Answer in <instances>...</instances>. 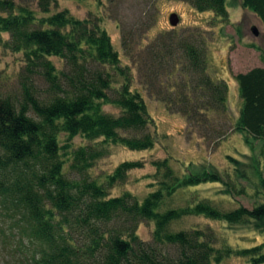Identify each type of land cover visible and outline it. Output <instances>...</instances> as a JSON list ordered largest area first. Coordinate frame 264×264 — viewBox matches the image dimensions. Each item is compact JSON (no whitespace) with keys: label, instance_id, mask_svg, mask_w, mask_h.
Masks as SVG:
<instances>
[{"label":"trees","instance_id":"16d2710c","mask_svg":"<svg viewBox=\"0 0 264 264\" xmlns=\"http://www.w3.org/2000/svg\"><path fill=\"white\" fill-rule=\"evenodd\" d=\"M55 1L0 0V43L21 53L24 63L18 93L0 94V207L27 262L220 264L235 256L249 264H264V243L245 249L217 247L212 231L173 228L184 217L200 216L229 226L250 225L264 234V179L259 180L261 199L255 206L227 211L196 196L184 207L169 205L167 201L179 189L203 183L222 185V181L218 174L206 171L176 175L166 159L152 162L156 189L141 201L129 193L108 195L127 172L142 167L140 161L120 163L104 184L88 177L87 171L105 156L107 145L129 151L151 149L153 121L97 20L75 19L67 11L49 14ZM180 1L197 12L227 20L225 0ZM31 2L35 10L26 6ZM241 6L264 25V0H241ZM36 11L46 16L37 18ZM188 33L200 36L195 28ZM3 34L8 36L5 41H1ZM176 44L183 61L181 72L186 75L177 93L167 87L162 90L160 77H141V85L154 91L167 112L182 116L189 129L203 130L212 123L211 116L226 114L227 85L206 73L207 52L201 37ZM130 46L131 33L125 30L121 47L128 52ZM165 52L172 56L169 48L151 55L155 73L175 65L163 62ZM51 58L62 59L65 69L56 70ZM234 80L240 99L234 130L248 145L262 142L264 152V68L239 73ZM104 105L115 107L118 114L105 112ZM75 136L94 144L74 147ZM223 185L229 195L238 192L234 182ZM142 222L153 225L147 241L137 234Z\"/></svg>","mask_w":264,"mask_h":264},{"label":"rangeland","instance_id":"374dc122","mask_svg":"<svg viewBox=\"0 0 264 264\" xmlns=\"http://www.w3.org/2000/svg\"><path fill=\"white\" fill-rule=\"evenodd\" d=\"M18 2V0H17ZM26 6L35 10L34 3ZM227 20H220L211 12H197L188 3L180 0H56L51 4L49 14L67 11L79 20L95 21L106 32L112 48L120 59V66L127 68L132 77V89L138 91L145 103L147 113L152 119L149 128L154 137V145L145 151H129L118 145H107L106 154L95 161L87 175L97 184H104L106 176L122 162L140 161L141 168L127 172L123 182L108 191L109 197L129 193L138 201L156 189L153 161L167 160L168 166L176 175L198 174L203 171L219 175L221 183H203L195 187L179 189L167 201L172 207H184L192 196L205 199L223 210H233L239 206L251 209L261 199L259 180L264 179V152L262 142L246 144L243 135L234 130L240 108L237 84L234 76L250 69L264 68V25L251 12L241 6V0H225ZM37 12V11H36ZM176 14L178 23L171 27L168 16ZM45 14L37 12L38 17ZM200 31V36H189L191 29ZM253 29L257 31L254 35ZM131 33V46L128 52L121 47V33ZM204 41L207 52L206 73L214 80H222L227 85V109L224 116L212 117L206 129H189L185 119L179 114L166 111L157 101L153 90L141 85V77H160L162 90L166 87L177 93L185 74L181 72L180 53L176 42L185 39ZM8 39L1 35V41ZM172 51L169 58L163 53V62L169 63L164 69L156 71L152 61L153 52L165 49ZM180 59V60H179ZM56 70L65 69L64 61L51 58ZM174 61V62H173ZM153 63V67L151 66ZM163 63V65H165ZM174 66V67H173ZM24 68L21 53H13L0 43V94L16 95L19 91V77ZM110 72V71H109ZM157 74V75H154ZM117 80H119L117 78ZM37 84L42 86L40 80ZM158 85V83L156 84ZM105 112L113 115L118 110L104 105ZM215 129L218 132H212ZM61 140L65 137L61 136ZM78 136L71 140L72 146L93 145ZM228 157L236 159L233 162ZM235 183L238 192L227 194L223 183ZM0 207V264H29L28 256L17 245V237L10 230V222L5 219ZM176 230L202 229L212 231L220 245L227 244L233 249H245L264 243V234L257 233L250 225L229 226L220 221L200 216L184 217L174 223ZM153 225L142 222L137 230L138 236L147 241L151 237ZM220 264H249L246 259L230 256Z\"/></svg>","mask_w":264,"mask_h":264},{"label":"water","instance_id":"95a60500","mask_svg":"<svg viewBox=\"0 0 264 264\" xmlns=\"http://www.w3.org/2000/svg\"><path fill=\"white\" fill-rule=\"evenodd\" d=\"M168 23H169V25L171 27H175L177 25V23H178V17H177V15L174 14V13L173 14H170L168 16ZM252 31H253L254 35H257V31L255 29H253Z\"/></svg>","mask_w":264,"mask_h":264},{"label":"crops","instance_id":"0c3cea01","mask_svg":"<svg viewBox=\"0 0 264 264\" xmlns=\"http://www.w3.org/2000/svg\"><path fill=\"white\" fill-rule=\"evenodd\" d=\"M257 68V67H256ZM251 70V69H250ZM247 72V71H246ZM243 73H245V72H243Z\"/></svg>","mask_w":264,"mask_h":264}]
</instances>
